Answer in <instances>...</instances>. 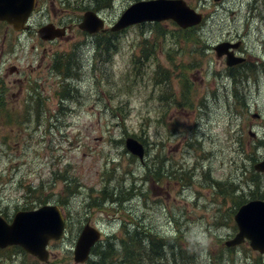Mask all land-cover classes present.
<instances>
[{
    "label": "rangeland",
    "instance_id": "1",
    "mask_svg": "<svg viewBox=\"0 0 264 264\" xmlns=\"http://www.w3.org/2000/svg\"><path fill=\"white\" fill-rule=\"evenodd\" d=\"M138 1L39 0L33 29L7 32L0 215L55 204L68 222L48 262L11 248L0 264H75L85 223L100 241L121 238L126 225L149 248L172 247L145 254V264H264L247 242L224 245L239 204L264 200V172L253 169L264 160V0H184L204 20L183 33L171 21L115 35L78 28L86 12L112 26ZM47 24L71 29L46 43L37 31ZM221 42L238 43L245 63L227 68L212 50ZM30 65L31 91L18 82ZM127 138L142 145V160ZM112 192L118 205L104 198Z\"/></svg>",
    "mask_w": 264,
    "mask_h": 264
},
{
    "label": "water",
    "instance_id": "2",
    "mask_svg": "<svg viewBox=\"0 0 264 264\" xmlns=\"http://www.w3.org/2000/svg\"><path fill=\"white\" fill-rule=\"evenodd\" d=\"M218 1V0H215ZM34 6V0H0V21H5L19 31L25 29ZM203 17L191 9L183 0H147L139 1L129 6L111 31H121L131 25L143 22L173 21L179 28L187 29L201 23ZM89 33L103 29V21L92 12H86L78 26ZM63 29L52 25L40 28L38 37L42 40H53L63 36ZM238 44L219 43L214 47L217 57H225L226 66L232 67L244 62L230 50ZM126 150L142 160L143 148L132 138L125 140ZM257 172H264V160L253 166ZM234 221L237 233L225 242L230 248L248 242L252 251L264 254V201L253 200L241 205ZM63 220L59 209L54 205H44L34 211L17 212L12 222L6 223L0 217V249L8 246H20L25 252L45 262L48 258L46 245L50 240H58L63 231ZM99 232L86 225L83 227L74 247L73 260L76 264L85 263L93 246L98 242Z\"/></svg>",
    "mask_w": 264,
    "mask_h": 264
},
{
    "label": "trees",
    "instance_id": "3",
    "mask_svg": "<svg viewBox=\"0 0 264 264\" xmlns=\"http://www.w3.org/2000/svg\"><path fill=\"white\" fill-rule=\"evenodd\" d=\"M186 30H179V32ZM183 33V32H182ZM118 34V33H114ZM182 40L186 38L180 37ZM188 41V40H187ZM234 81V78L232 79ZM156 177L158 175L156 174ZM115 193H106L104 198L111 199V204H117V200H114ZM240 205V204H239ZM121 238L117 239L116 237H106L102 240L91 252V258L87 261L86 264H145V254L150 257H160L161 254H173L172 247L165 245L162 247H152L149 248L145 245L143 236L141 233L132 234L128 232L126 225L123 226L121 230ZM150 236V235H149ZM155 238L156 236H150ZM146 242V241H145Z\"/></svg>",
    "mask_w": 264,
    "mask_h": 264
},
{
    "label": "flooded vegetation",
    "instance_id": "4",
    "mask_svg": "<svg viewBox=\"0 0 264 264\" xmlns=\"http://www.w3.org/2000/svg\"><path fill=\"white\" fill-rule=\"evenodd\" d=\"M40 2H41V0H40ZM39 5H40L39 4V0H36L35 1L34 10H33V13L31 15L32 17L38 11ZM31 21H32V18L29 19L28 25H27L26 29H24L22 31H14V29L10 25H8L7 23L0 22V26L3 28V34H2L3 35V39L0 40V46H1V52H0V54H3V52L5 51V49H9L10 48V45H11L9 43V47H7L6 42H5V38L7 36V32H11V33H13L15 35H19V34H23V33L27 32V31H30V29L31 30L33 29V28H31V25H33V22H31ZM60 27H64V28L66 27V31L68 33L70 32V29H71L70 27L65 26V25L64 26H60ZM107 33H110V32H107ZM46 43H52V42H46ZM233 52L236 55H239V51L238 50L237 51H233ZM29 68H30V70H29V73L30 74H27V75L24 74L21 80L18 77V82L21 85H24L23 90L25 89V87L29 86V89L31 91V90H35L36 89V73H35V69L31 65L29 66ZM3 70H5V71H11V70L13 71L14 70V72H16V75L19 74V69L15 65H9L7 67H4ZM0 101H3V102L5 101V95L4 94H0ZM85 224H87V223H85ZM11 248H17V246H13V247L6 248V249H11ZM1 250H5V249H1Z\"/></svg>",
    "mask_w": 264,
    "mask_h": 264
}]
</instances>
